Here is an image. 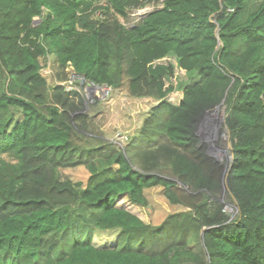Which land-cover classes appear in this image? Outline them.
Wrapping results in <instances>:
<instances>
[{
  "label": "trees",
  "instance_id": "trees-1",
  "mask_svg": "<svg viewBox=\"0 0 264 264\" xmlns=\"http://www.w3.org/2000/svg\"><path fill=\"white\" fill-rule=\"evenodd\" d=\"M67 66L154 100L131 140L95 128ZM218 105L228 168L196 135ZM155 186L185 210L154 225L118 203ZM0 264H264V0H0Z\"/></svg>",
  "mask_w": 264,
  "mask_h": 264
},
{
  "label": "rangeland",
  "instance_id": "rangeland-1",
  "mask_svg": "<svg viewBox=\"0 0 264 264\" xmlns=\"http://www.w3.org/2000/svg\"><path fill=\"white\" fill-rule=\"evenodd\" d=\"M151 8V5H149L141 11L151 10ZM36 23L37 21L35 24ZM47 60H49L50 66L42 69V73L46 77L48 83L52 85L56 83L57 75L53 64V57L49 56ZM167 60L174 63L172 58H164L161 61L166 62ZM65 72L67 74V79L57 83L64 85L65 88H76L83 95L85 100V112L92 117L95 128L102 131L105 137L110 140H117L115 136L118 133L123 134L124 138H122V141H119V144L115 142L120 146L125 144L128 140H131L133 135L136 134L148 109L154 103V100L152 98L131 97L127 95L125 91L111 90L110 87L105 85H102V87L96 90L89 89V86L87 87L86 82L81 78L74 77L70 80V75L73 73L70 66L65 68ZM185 79L186 75L184 71L175 68V76L172 78L171 82L177 86L178 82H182ZM92 91L98 93L93 100H91L89 96V92ZM168 97L172 102L177 103L181 98V89L176 88L169 93ZM210 114L216 116L217 119L223 117L225 115L224 106L222 105L218 106V109H212ZM220 130L218 140L215 143L216 146L220 148L217 156L228 168L232 158L230 138L227 131L223 128V123L220 125ZM64 173L72 177L73 180L85 181L87 177L86 171L83 168L65 170ZM145 196L147 198V204L145 206L130 204L124 199H119L118 203L140 217L143 221L150 222L154 225L159 224L170 213L185 210L182 206L170 205L161 187L155 186L145 190ZM222 202L223 209L229 217H235L238 213L236 204L230 202L227 197H222ZM116 240L117 233L110 230L98 231L93 237V242L96 246H111L116 244Z\"/></svg>",
  "mask_w": 264,
  "mask_h": 264
},
{
  "label": "water",
  "instance_id": "water-1",
  "mask_svg": "<svg viewBox=\"0 0 264 264\" xmlns=\"http://www.w3.org/2000/svg\"><path fill=\"white\" fill-rule=\"evenodd\" d=\"M87 84L89 85L90 82H87ZM218 106H216L215 108H218ZM224 117L225 116L217 119V117L211 115L210 112H206L205 115L200 120L196 131V135L200 138V140L206 142L207 144V149H206L207 154L216 158L217 160H219L217 154L219 153L220 148L217 147L215 143L218 140V136L220 132L219 125L223 123ZM205 229L207 228H203V230Z\"/></svg>",
  "mask_w": 264,
  "mask_h": 264
},
{
  "label": "built area",
  "instance_id": "built-area-1",
  "mask_svg": "<svg viewBox=\"0 0 264 264\" xmlns=\"http://www.w3.org/2000/svg\"><path fill=\"white\" fill-rule=\"evenodd\" d=\"M162 1V0H161ZM149 5H151V4H148V5H146V6H144V7H142V8H136V9H132V10H130V16L133 18L131 21L132 22H135V21H137L138 19H140L141 17H142V15H144V14H146L147 12H149L150 10H143V12L141 11L143 8H145V7H147V6H149ZM151 7H152V5H151ZM152 9V8H151ZM137 13V14H136ZM78 78L77 76H75L73 73H71V75H70V80H72V78ZM92 86H94V85H92ZM91 86V87H92ZM90 94H89V96L91 97V100H93V98L94 97H96L97 95H98V93L95 91H92V92H89ZM170 99V98H169ZM115 134H117V133H115ZM116 139L117 140H114V139H112L113 140V142H117V143H119V141H122V138H124V135L123 134H121V133H118L116 136Z\"/></svg>",
  "mask_w": 264,
  "mask_h": 264
},
{
  "label": "bare ground",
  "instance_id": "bare-ground-1",
  "mask_svg": "<svg viewBox=\"0 0 264 264\" xmlns=\"http://www.w3.org/2000/svg\"><path fill=\"white\" fill-rule=\"evenodd\" d=\"M36 21H38L37 20V18L34 20V23L36 22ZM73 71V70H72ZM73 74L75 75V76H77L78 78H81L82 80H84L82 77H80V76H78V75H76L75 73H74V71H73ZM85 81V80H84ZM86 82V86L89 88V89H93V90H96V89H98L99 87H102V85L101 86H99V85H95L94 83H92V82H90V84L88 85L87 84V82H89V81H85ZM92 85H94V86H92ZM92 86V87H91ZM66 90H69V89H71L70 87H66L65 88ZM216 109H218V108H216Z\"/></svg>",
  "mask_w": 264,
  "mask_h": 264
},
{
  "label": "clouds",
  "instance_id": "clouds-1",
  "mask_svg": "<svg viewBox=\"0 0 264 264\" xmlns=\"http://www.w3.org/2000/svg\"><path fill=\"white\" fill-rule=\"evenodd\" d=\"M110 140V139H109ZM111 141H113L112 139H111ZM124 143V142H123ZM119 144V143H118ZM120 146V145H119Z\"/></svg>",
  "mask_w": 264,
  "mask_h": 264
},
{
  "label": "flooded vegetation",
  "instance_id": "flooded-vegetation-1",
  "mask_svg": "<svg viewBox=\"0 0 264 264\" xmlns=\"http://www.w3.org/2000/svg\"><path fill=\"white\" fill-rule=\"evenodd\" d=\"M220 125H221V124H220ZM220 125H219V126H220ZM202 142H203V141H202ZM205 143H206V142H205Z\"/></svg>",
  "mask_w": 264,
  "mask_h": 264
}]
</instances>
